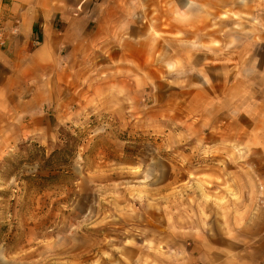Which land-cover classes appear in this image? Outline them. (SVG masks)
I'll return each instance as SVG.
<instances>
[{"label": "crops", "instance_id": "obj_1", "mask_svg": "<svg viewBox=\"0 0 264 264\" xmlns=\"http://www.w3.org/2000/svg\"><path fill=\"white\" fill-rule=\"evenodd\" d=\"M143 15L139 0H0V158L83 110L135 121L154 94L165 160L180 167L166 184L167 245L183 263L264 264V45L237 41L264 34L197 27L157 42L156 15ZM166 69L182 71L157 101Z\"/></svg>", "mask_w": 264, "mask_h": 264}, {"label": "rangeland", "instance_id": "obj_2", "mask_svg": "<svg viewBox=\"0 0 264 264\" xmlns=\"http://www.w3.org/2000/svg\"><path fill=\"white\" fill-rule=\"evenodd\" d=\"M139 1L142 16L156 15L150 29L157 42L164 41L160 32L197 27L264 34L263 0H185L186 8L181 0ZM246 36L237 41L264 45V38ZM258 53L264 62V51ZM180 71H156L157 101L171 89L164 86L170 73ZM152 95L135 121L83 110L61 124L51 120L47 139L29 138L4 152L0 264H189L180 246L167 245L166 184L172 173L180 178V167L172 172L165 160L170 149L163 120L151 111Z\"/></svg>", "mask_w": 264, "mask_h": 264}, {"label": "built area", "instance_id": "obj_3", "mask_svg": "<svg viewBox=\"0 0 264 264\" xmlns=\"http://www.w3.org/2000/svg\"><path fill=\"white\" fill-rule=\"evenodd\" d=\"M2 43H3V40H2L1 35H0V44H2ZM258 203L260 204V206L264 207V189H263V195L260 196Z\"/></svg>", "mask_w": 264, "mask_h": 264}]
</instances>
